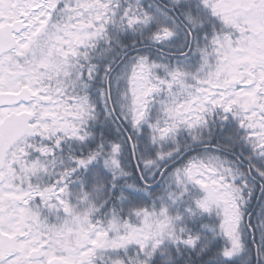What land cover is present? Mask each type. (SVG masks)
I'll return each mask as SVG.
<instances>
[{
    "label": "snow or ice",
    "instance_id": "6c2138e0",
    "mask_svg": "<svg viewBox=\"0 0 264 264\" xmlns=\"http://www.w3.org/2000/svg\"><path fill=\"white\" fill-rule=\"evenodd\" d=\"M0 264H264V0H0Z\"/></svg>",
    "mask_w": 264,
    "mask_h": 264
}]
</instances>
